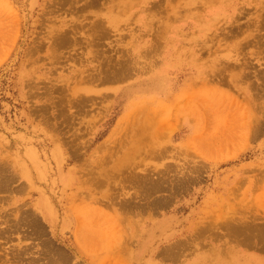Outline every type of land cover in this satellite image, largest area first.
Listing matches in <instances>:
<instances>
[{"label":"rangeland","instance_id":"rangeland-1","mask_svg":"<svg viewBox=\"0 0 264 264\" xmlns=\"http://www.w3.org/2000/svg\"><path fill=\"white\" fill-rule=\"evenodd\" d=\"M59 245L264 264V0H0V264Z\"/></svg>","mask_w":264,"mask_h":264},{"label":"crops","instance_id":"crops-1","mask_svg":"<svg viewBox=\"0 0 264 264\" xmlns=\"http://www.w3.org/2000/svg\"><path fill=\"white\" fill-rule=\"evenodd\" d=\"M69 254H71L70 259L68 258ZM69 254L68 256L65 255L63 247L59 245V264H104L103 261L100 260L86 259L85 252L79 247L76 249L72 248ZM135 261H139V258L136 257Z\"/></svg>","mask_w":264,"mask_h":264},{"label":"bare ground","instance_id":"bare-ground-1","mask_svg":"<svg viewBox=\"0 0 264 264\" xmlns=\"http://www.w3.org/2000/svg\"><path fill=\"white\" fill-rule=\"evenodd\" d=\"M98 25H99V24H98ZM100 26H101V24H100ZM62 35H63V33H62ZM59 41H61V39H60ZM67 41H68V40H67ZM157 186H158V184H157ZM228 225H231V224H228ZM228 225H227V226H228ZM231 226H232V225H231ZM231 226H229V227H231ZM234 228H235V226H234ZM234 228H233V230H235L236 232H238L236 229H238V228L240 229V227H236L235 229H234ZM229 229H231V228H229ZM239 229H238V230H239ZM231 230H232V229H231ZM233 230L231 231L232 234H233ZM235 231H234V233H235ZM245 231H246V230H245ZM245 231H243V232L241 231V232L246 234ZM239 233H240V231H239ZM245 234H244V235H245ZM242 235H243V234H242ZM246 235H247V234H246ZM246 235H245V237H246ZM231 236H232V235H231ZM234 236H235V234H234ZM236 236H237V235H236ZM236 236H235V237H236ZM239 236L241 237V234H240ZM237 237H238V236H237ZM240 237H239V238H240ZM239 238H238V239H239ZM251 238L253 239L254 236H252ZM240 239H241V238H240ZM240 239H239V241H240ZM243 239H245V238H243ZM246 239H248V238H246ZM249 239H250V238H249ZM249 239H248V240H249ZM252 239H250V240H252ZM253 240H254V239H253ZM241 241H242V240H241ZM245 241H246V240H245ZM42 242H43V241H42ZM250 242H251V241H250ZM252 242H253V241H252ZM242 243H243V241H242ZM253 243H254V242H253ZM253 243H251V244H253ZM187 245H188V244H187ZM177 246H178V245H177ZM249 246H250V245H249ZM175 247H176V246H175ZM181 247H182V246H181ZM169 248H170V247H169ZM172 248H173V247H172ZM172 248L167 249V250H168L169 252H172V251H173V252H176V251H177V250L174 251L177 247L174 248V250H172ZM58 251H59V250H58ZM58 254H59V253H58ZM40 256H41V255H40ZM55 256H56V255H55ZM56 259H57V258H56ZM52 261H53V260H52ZM48 262H49V260H48ZM58 262H59V261H57V262L55 261L54 264H56V263H58ZM51 263H52V262H51Z\"/></svg>","mask_w":264,"mask_h":264}]
</instances>
